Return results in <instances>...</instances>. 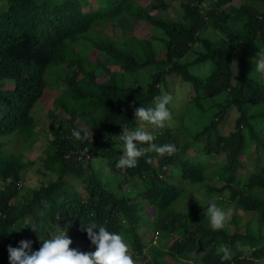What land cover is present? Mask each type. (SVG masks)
I'll return each instance as SVG.
<instances>
[{
    "label": "trees",
    "instance_id": "1",
    "mask_svg": "<svg viewBox=\"0 0 264 264\" xmlns=\"http://www.w3.org/2000/svg\"><path fill=\"white\" fill-rule=\"evenodd\" d=\"M81 1L0 0V264H9V244L19 247L20 240H30L31 249L38 250L43 239L60 231L72 239L70 247L90 252L95 245L84 231L89 223L97 225L94 232L103 226L121 234L138 264H171L168 258L194 264H262L264 199L258 194L264 195V162L256 152L248 172L241 155L264 145V81L250 74L264 64V10L251 5L252 0L241 3L237 13L245 26L237 28L222 7L231 0H214L205 11L198 1H186L188 23L154 17L137 0H104L95 9ZM128 18L155 27L161 47L147 38L112 42L99 31L100 24L124 25ZM206 26L226 37H201ZM93 49L129 74L153 67L150 80L127 86L98 57L96 68L89 66L86 55ZM206 64V76L193 71ZM61 75L65 86H59L51 116L55 120L57 109L68 116L52 131L45 159L55 174L45 172L50 178L40 187L25 188L22 171L28 163L20 153L38 138L33 112ZM163 93L172 97L168 107L174 116L178 99L185 102L182 116L191 109L215 110L212 120L194 134L200 143L197 155L188 153L191 142L179 135L174 139L180 127L172 128L169 121L146 147L134 143L141 149L170 144L172 154L149 150L135 167H116L124 155L120 136L125 128L138 126L135 110L154 107ZM80 120L94 130L84 140L72 136L73 129H83L75 126ZM214 153L226 158L217 171ZM103 165L112 175L110 183L99 172ZM17 195L21 201L13 203ZM139 198L151 206L143 209L145 214ZM209 201L217 206L224 202L226 213L234 203L244 215L232 214L223 228L214 229L205 220ZM13 225L26 227L9 233ZM145 227L149 239L143 236L146 230L141 232ZM27 234L36 240L26 239ZM221 246L229 250L230 260L221 261Z\"/></svg>",
    "mask_w": 264,
    "mask_h": 264
},
{
    "label": "rangeland",
    "instance_id": "2",
    "mask_svg": "<svg viewBox=\"0 0 264 264\" xmlns=\"http://www.w3.org/2000/svg\"><path fill=\"white\" fill-rule=\"evenodd\" d=\"M143 7L147 8V10L150 11V13L154 17H161L168 20H182L185 22H189V20L184 18V11H183V3L186 1L189 2L190 0H137ZM195 2H199V5L201 7H204V11L206 8H212L214 0H193ZM250 0H231L228 4H224L222 7L226 8L229 13L232 15V19L230 20V24H233V26L237 28H243L245 26V20L241 19L237 13V9L241 3L245 2L248 3ZM81 3L88 7L92 6L93 9L96 7H99L101 4H106V1L104 0H82ZM163 4L165 6H163ZM253 6L257 7L260 11L264 10V4L261 1L253 2ZM215 11H218L217 8H215ZM240 18V19H239ZM99 31L103 35L104 38L109 39L112 42L121 41L123 39H127V42H134L138 38H147L152 39L155 44H158L159 47H161L162 43L159 38L156 37L158 32L156 31L155 27H152L149 23H147L144 20L136 19V18H128L124 25L122 23L114 24L112 22L106 23V24H100L99 25ZM244 31V30H243ZM200 36L204 38H209L210 40L217 41L222 40L226 35L220 31L219 29H214L211 26H206L200 31ZM163 55V53H162ZM188 57H191L193 54L192 52H189ZM97 57L101 62H104L105 65L108 67L109 72L114 75L115 77L120 78L127 86L132 85L135 86L137 83L142 82L147 83L150 78V72L154 71L153 67H147L144 70L138 71L133 74L126 73L122 70V68L119 66L118 62L108 60L105 55L97 51V49H93L89 52L88 55H86L87 64L93 68H96L97 66ZM207 65V66H206ZM205 66H196L193 68V71L196 74H199V76H206L210 72V68L208 64ZM250 74L255 77H259L264 81V67H255L250 71ZM64 75H61L59 78V82H57L54 85H50L43 97L39 100L38 104L36 105V108L33 112V115L35 117V132L38 134L37 140L32 141L30 148H26L23 150V153L21 152V161L24 163H28L27 166L22 171V184L25 188H38L42 185L43 181H47L50 178V174L52 171H50L45 164V159L47 157L46 150L48 149V144L52 141L54 138L52 131L53 130H59V125L62 124V120L64 117H67V113H65L62 109L55 110L56 117L55 120H53V116H51V111L54 109L56 104V98L61 94V90L59 89L60 85L65 86L63 79ZM101 80V77L99 78ZM183 100V99H182ZM182 100H179V102H176L173 104V108L175 111L176 116L172 114V119L170 120V125L172 128H177L176 126L180 127V134L177 130H175L174 139L177 138V135H179L180 138H184V140H187L192 143L191 148H189L188 153L190 155H197L198 151L197 149L200 148V143L195 141L194 134L201 130L206 124H208L213 116L214 111L213 109H210L209 111L201 112L191 109L188 110L186 116H182L181 113V107L185 106V102L183 103ZM173 100L170 101L172 103ZM187 106V105H186ZM190 106V105H189ZM186 111V110H185ZM195 111V112H194ZM185 114V113H184ZM137 124L139 128H141L142 131L152 133L153 135L156 134V131L158 128H155L154 126L148 125L146 122H140L137 118ZM76 127L83 128L88 131L90 135L94 133V130L85 123V121L80 120L77 121ZM264 131V130H263ZM145 142H141V147H146ZM263 143H264V133H263ZM256 152L259 155V158H261L262 162H264V145H259V150H255L254 147H252L248 152L242 153L241 158L247 159L248 163L246 165L244 170L251 172L253 169L251 168L252 163L255 161V158L257 156ZM88 156V155H87ZM203 158L207 159L208 156L206 154L203 155ZM213 158L211 161L215 162L213 168L217 171L225 161V155L223 154H215L211 157ZM87 159V158H86ZM96 161V159H94ZM98 169L100 170V174H102L105 177V180L110 183L112 179V175L107 167L105 165L99 166ZM45 172L50 173L49 175H45ZM55 173H52L54 175ZM173 181H177L179 185H182V182L178 181V178H173ZM185 184V181H184ZM243 188V187H242ZM259 196L263 197V193H259ZM22 195H17L13 199V203H18L21 201ZM225 203L221 202L218 204V207L222 210L225 209ZM148 209V205L146 204V210ZM227 211V219H231L233 216L232 214H235L237 216L242 217L244 215V212L241 208H239L237 205L235 206L234 203H230L228 205V208H226ZM247 218L248 216L245 215ZM206 222H209V216L205 218ZM246 220V219H245ZM244 219L241 218V223H245ZM241 225V224H240ZM144 226H147L144 225ZM234 225H232V229L234 230ZM241 229H243L241 227ZM146 230V232H144ZM141 232L143 233V236L145 239H149L151 237V232L147 230L145 227L144 230L141 229ZM26 239H34V235H25ZM36 240V239H34ZM158 240V239H157ZM75 245H80V242H74ZM74 246V245H73ZM85 248L83 245H80V249ZM91 247L89 251H94L95 248ZM131 256H132V250H129ZM133 258V256H132ZM169 261L175 264H194L191 260H181L180 262H173L171 258H168ZM134 264H138L139 261L133 258ZM264 264V261L263 263Z\"/></svg>",
    "mask_w": 264,
    "mask_h": 264
},
{
    "label": "clouds",
    "instance_id": "3",
    "mask_svg": "<svg viewBox=\"0 0 264 264\" xmlns=\"http://www.w3.org/2000/svg\"><path fill=\"white\" fill-rule=\"evenodd\" d=\"M261 67H264V64ZM171 99L172 97L169 94L163 93L155 98L154 107L137 108L135 116L140 122H146L155 128H163L166 122L172 119V113L168 107ZM88 135V131L84 129L72 130V136L77 139H87ZM119 139L123 141L120 147L123 148L124 155L116 162V167L118 168L135 167L138 163V158L142 157L145 151L152 150L157 153L167 152L168 154H172L175 151V147L170 144H149L147 149H141L134 141L151 142L155 140V137L152 133L142 131L139 127L131 131L125 128L123 135ZM139 200L141 201L140 198ZM142 201L143 206L140 207V211L145 214L143 209H146V204L148 205L146 211L150 210L151 206L144 200ZM207 214H209V222L214 229L218 230L225 226L228 214L212 201L208 202ZM29 225L33 229H37L35 225ZM22 227L26 226L13 225L7 231L9 233L11 231L19 232ZM96 227L95 223H89L84 228L89 240L95 245V250L92 252H82L70 247L73 243L72 239L60 231L54 238L43 239L42 246L38 250L31 249L32 241L30 240H20L19 247H13L9 244L7 246L9 264H134L129 252V244L121 234L110 232L103 226L99 227L98 232H94L93 229ZM156 238H158V234H156ZM219 251L223 252L221 261L231 259L227 248L221 246Z\"/></svg>",
    "mask_w": 264,
    "mask_h": 264
}]
</instances>
